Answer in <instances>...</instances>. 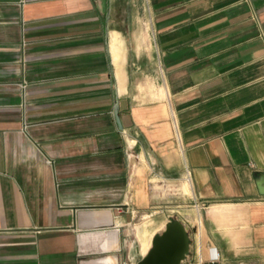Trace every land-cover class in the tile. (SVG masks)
Listing matches in <instances>:
<instances>
[{"label": "crops", "instance_id": "1", "mask_svg": "<svg viewBox=\"0 0 264 264\" xmlns=\"http://www.w3.org/2000/svg\"><path fill=\"white\" fill-rule=\"evenodd\" d=\"M174 220L182 264H264V0H0V264H138Z\"/></svg>", "mask_w": 264, "mask_h": 264}, {"label": "water", "instance_id": "2", "mask_svg": "<svg viewBox=\"0 0 264 264\" xmlns=\"http://www.w3.org/2000/svg\"><path fill=\"white\" fill-rule=\"evenodd\" d=\"M119 103L115 106L116 122L123 130L119 115ZM190 248V237L185 227L179 221H171L166 229L157 234L152 241V247L138 264H182Z\"/></svg>", "mask_w": 264, "mask_h": 264}, {"label": "rangeland", "instance_id": "3", "mask_svg": "<svg viewBox=\"0 0 264 264\" xmlns=\"http://www.w3.org/2000/svg\"><path fill=\"white\" fill-rule=\"evenodd\" d=\"M168 185H171L170 188H166V189H170L172 192L170 193H178V191H176L178 189V186L180 185L179 181L176 182H171ZM165 206L168 207V211L167 213L163 214H158L155 216V218L158 219L159 222L163 223L168 219V215L171 216V219H182L183 221L184 219V215H188V219L184 222H186L188 229L190 230V232H192V225H196L198 226L200 221H201V211H196V209H194V206L192 203H187L185 204L184 201H182V205H180V201L176 198L174 202H169L167 203ZM182 206L183 210H181L179 207ZM181 213V214H180ZM187 213V214H185ZM141 222H145V221H139V223ZM153 237V235H152ZM152 246V245H151Z\"/></svg>", "mask_w": 264, "mask_h": 264}, {"label": "built area", "instance_id": "4", "mask_svg": "<svg viewBox=\"0 0 264 264\" xmlns=\"http://www.w3.org/2000/svg\"><path fill=\"white\" fill-rule=\"evenodd\" d=\"M186 264H223V259L218 249L210 246L208 257L205 258L202 252L198 251L194 257L187 259Z\"/></svg>", "mask_w": 264, "mask_h": 264}]
</instances>
